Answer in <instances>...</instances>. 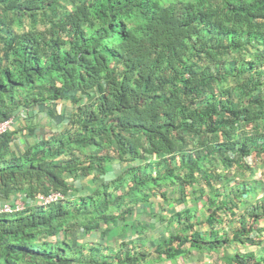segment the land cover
I'll use <instances>...</instances> for the list:
<instances>
[{
	"label": "trees",
	"instance_id": "obj_1",
	"mask_svg": "<svg viewBox=\"0 0 264 264\" xmlns=\"http://www.w3.org/2000/svg\"><path fill=\"white\" fill-rule=\"evenodd\" d=\"M9 117L0 264H264V0H0Z\"/></svg>",
	"mask_w": 264,
	"mask_h": 264
},
{
	"label": "built area",
	"instance_id": "obj_2",
	"mask_svg": "<svg viewBox=\"0 0 264 264\" xmlns=\"http://www.w3.org/2000/svg\"><path fill=\"white\" fill-rule=\"evenodd\" d=\"M13 122V117L0 121V135L7 131ZM60 198H62V194L58 191H51L46 194L37 193L34 196L35 202L38 205H47L58 201ZM27 200L23 193H18L15 197H11L10 200L0 202V213L20 211L25 207Z\"/></svg>",
	"mask_w": 264,
	"mask_h": 264
},
{
	"label": "rangeland",
	"instance_id": "obj_3",
	"mask_svg": "<svg viewBox=\"0 0 264 264\" xmlns=\"http://www.w3.org/2000/svg\"><path fill=\"white\" fill-rule=\"evenodd\" d=\"M44 121V119H42ZM258 174V173H257ZM223 253L222 252H218V253H212L211 255H209L208 257L206 256V261L209 262V264H216V261H220V257H222ZM193 258L191 259H179V260H175V259H169V260H165L166 264H202L200 262V255L198 256V254H196V251L194 252V255L192 256ZM219 258V259H218ZM193 261V263H192ZM221 262V261H220ZM158 263V262H156Z\"/></svg>",
	"mask_w": 264,
	"mask_h": 264
},
{
	"label": "crops",
	"instance_id": "obj_4",
	"mask_svg": "<svg viewBox=\"0 0 264 264\" xmlns=\"http://www.w3.org/2000/svg\"><path fill=\"white\" fill-rule=\"evenodd\" d=\"M19 145V147H21V145L20 144H18ZM15 195H17V194H15ZM15 195L13 196V197H15ZM3 201V199L2 198H0V202H2ZM228 251H230L231 252V249L230 250H228ZM212 254V253H211ZM210 254V255H211ZM206 256L208 257L209 255H203L201 258H200V262L202 263V264H209V262H207L206 261ZM221 259H220V261H216V264H235V263H229L228 261H226V260H224L222 257H220ZM219 259V258H218ZM192 263H193V261H192ZM155 264H166L165 262H163V261H161V262H158V263H155ZM211 264V263H210Z\"/></svg>",
	"mask_w": 264,
	"mask_h": 264
}]
</instances>
